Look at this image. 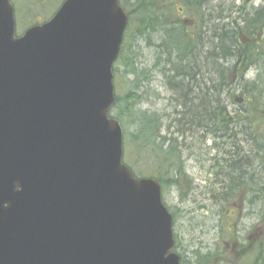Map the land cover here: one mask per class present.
I'll use <instances>...</instances> for the list:
<instances>
[{
    "label": "water",
    "instance_id": "obj_1",
    "mask_svg": "<svg viewBox=\"0 0 264 264\" xmlns=\"http://www.w3.org/2000/svg\"><path fill=\"white\" fill-rule=\"evenodd\" d=\"M128 14L63 0L15 32L0 0V264H180L155 177L123 162L110 116Z\"/></svg>",
    "mask_w": 264,
    "mask_h": 264
},
{
    "label": "trees",
    "instance_id": "obj_2",
    "mask_svg": "<svg viewBox=\"0 0 264 264\" xmlns=\"http://www.w3.org/2000/svg\"><path fill=\"white\" fill-rule=\"evenodd\" d=\"M119 1L128 13V23L113 65L115 102L110 114L121 123L123 151L129 148L138 160L146 159L148 176L156 177L162 186L178 185L184 173L181 147L185 132L189 126L197 128L203 143L209 136L211 147L221 151L211 166L224 193L215 202L230 201L237 187L247 183L264 204V2L259 7L236 6L232 0L221 8L209 5V0ZM49 16L44 13L38 20ZM137 40L149 43L153 56L149 69L134 67L132 44ZM151 68L171 92L173 119L166 126L167 115L141 111L138 95L119 92L122 78L135 82V88L139 79H147ZM250 69L257 72L256 77L245 79ZM164 128L165 134H160ZM238 142L248 148L244 150ZM254 166L257 173L252 175L247 170ZM258 244L254 264H263L264 244ZM205 263L198 260L196 264Z\"/></svg>",
    "mask_w": 264,
    "mask_h": 264
},
{
    "label": "rangeland",
    "instance_id": "obj_3",
    "mask_svg": "<svg viewBox=\"0 0 264 264\" xmlns=\"http://www.w3.org/2000/svg\"><path fill=\"white\" fill-rule=\"evenodd\" d=\"M10 1L15 8V31L18 34L36 22L44 13L52 15L53 10L55 11L59 3L62 2V0ZM132 1L134 0H130V2ZM231 1L209 0L207 3L209 5L210 2L215 3L216 6L224 8L228 7ZM233 1L236 6L247 4L257 7L264 2V0ZM205 18L207 19V16ZM148 44L145 40L142 42L137 40L136 44H132L136 56L134 64L136 70L145 67L149 69L153 63L152 51ZM256 73L254 69H250L244 78L254 79ZM130 80L121 79L119 92H122L123 96L129 91L138 95L140 97L138 108L141 111L167 115L163 121V125L166 126L170 118L173 119L171 113L174 104L170 101L171 92L161 76L151 68L147 79H139L140 82L135 88V82ZM232 91L238 94L236 88ZM230 107L235 108L237 105H230ZM262 125L264 126V124ZM179 126V128H184L183 124ZM254 126L256 128L257 124ZM165 132L166 128L160 134H165ZM192 132L195 135L194 138L191 136ZM201 134V130L188 127L185 132V136H187L185 145L181 147V160L184 167L181 180L178 185L173 183L161 185L163 202L173 214L175 250L182 255L183 264H196L198 260L205 261V264H254L255 258H257L258 242L264 244V221L261 219L264 204L257 201V195L252 192L253 190L247 183L237 187L234 198L230 201L224 202L221 199L220 202H215L214 198L217 199L219 194L223 196L224 193L214 176V169L211 172V166L215 162V158L220 156L221 151L218 152L211 147L213 139L209 136L203 143L199 137ZM238 146H243L244 150L248 148V145H241L239 142ZM128 150L124 152V162H127L128 164H126L131 166L139 176H148L149 162L146 159L138 160L132 154V150L129 148ZM247 171L252 175L257 173L256 167ZM232 205H235V211ZM247 236L251 240L253 239V248L251 247L250 252L248 251V242L245 240ZM235 243L237 244L233 247ZM243 251L244 254L241 256L240 252ZM206 252L210 253L208 258L204 256ZM258 264L262 263L258 262Z\"/></svg>",
    "mask_w": 264,
    "mask_h": 264
},
{
    "label": "flooded vegetation",
    "instance_id": "obj_4",
    "mask_svg": "<svg viewBox=\"0 0 264 264\" xmlns=\"http://www.w3.org/2000/svg\"><path fill=\"white\" fill-rule=\"evenodd\" d=\"M253 174H254V173H253ZM253 180H254V179H251L250 181H253ZM232 208H233V210L235 211V205H232ZM248 238H249V240H248ZM245 240L248 242V245H249L248 247H249V248H251V247L253 248V246H252V245H253V239L251 240L250 237L247 236V237H245ZM249 241H250V242H249ZM255 243H256V241H255ZM236 244H237V243H235L233 247H235Z\"/></svg>",
    "mask_w": 264,
    "mask_h": 264
}]
</instances>
